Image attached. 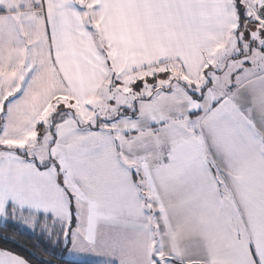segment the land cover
Returning a JSON list of instances; mask_svg holds the SVG:
<instances>
[{"label":"snow or ice","instance_id":"obj_1","mask_svg":"<svg viewBox=\"0 0 264 264\" xmlns=\"http://www.w3.org/2000/svg\"><path fill=\"white\" fill-rule=\"evenodd\" d=\"M0 222L63 264H264V0H0Z\"/></svg>","mask_w":264,"mask_h":264},{"label":"trees","instance_id":"obj_2","mask_svg":"<svg viewBox=\"0 0 264 264\" xmlns=\"http://www.w3.org/2000/svg\"><path fill=\"white\" fill-rule=\"evenodd\" d=\"M7 237V239H6ZM0 248H8L26 256L31 264H63L59 258L60 249L53 248L47 239L37 229L35 232L25 229L19 223L0 224ZM78 264H92L78 261Z\"/></svg>","mask_w":264,"mask_h":264},{"label":"crops","instance_id":"obj_3","mask_svg":"<svg viewBox=\"0 0 264 264\" xmlns=\"http://www.w3.org/2000/svg\"><path fill=\"white\" fill-rule=\"evenodd\" d=\"M80 261H82V262H88V263H92V264H96V258L95 257H82L80 259Z\"/></svg>","mask_w":264,"mask_h":264},{"label":"rangeland","instance_id":"obj_4","mask_svg":"<svg viewBox=\"0 0 264 264\" xmlns=\"http://www.w3.org/2000/svg\"><path fill=\"white\" fill-rule=\"evenodd\" d=\"M0 224H2V222H0ZM25 229L30 230L29 228H27L26 226L22 225Z\"/></svg>","mask_w":264,"mask_h":264}]
</instances>
